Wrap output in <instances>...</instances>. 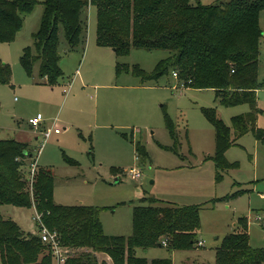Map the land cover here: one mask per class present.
I'll use <instances>...</instances> for the list:
<instances>
[{"label":"rangeland","instance_id":"1","mask_svg":"<svg viewBox=\"0 0 264 264\" xmlns=\"http://www.w3.org/2000/svg\"><path fill=\"white\" fill-rule=\"evenodd\" d=\"M197 1L210 5L218 0H192ZM43 10L40 0L24 14L16 38L0 42V58L13 71L10 83L0 82V137L31 138V129L40 135L34 153L37 156L41 147L38 165L54 170L55 201L101 207L105 233L124 236L133 232L134 206L148 203L151 197L180 205L207 203L200 212L203 245L177 250L161 245L138 248L136 254L148 259L215 264L216 247L226 234L237 230L240 217H247L251 245L264 247V141L252 131L240 137L226 151L227 159L238 165L221 171L219 177L209 157L215 153V129L203 113V108L215 107L230 125L232 116L248 111L249 105L224 106L213 89L181 86L172 72L141 85V78L131 71L133 66L152 73L170 51L133 47L129 54L118 56L113 48L99 45L93 4L87 11L84 50L66 52L61 29L64 76L54 85L44 83L38 64L30 75L21 62L24 48L33 44ZM260 22L264 32V8ZM118 62L129 64L131 70L117 74ZM259 80L264 82V35ZM257 96V125L264 128V87ZM39 112L44 116L42 128L57 125L61 132L44 140L28 122ZM165 113L176 125L178 145L174 146ZM137 142L145 146L146 160L138 158ZM133 167L141 169L139 179L131 177ZM0 212L25 231L38 232L34 208L0 204ZM97 255L100 262L113 264L108 254Z\"/></svg>","mask_w":264,"mask_h":264},{"label":"trees","instance_id":"2","mask_svg":"<svg viewBox=\"0 0 264 264\" xmlns=\"http://www.w3.org/2000/svg\"><path fill=\"white\" fill-rule=\"evenodd\" d=\"M40 0H0V42L12 41L23 26L24 14ZM40 26L33 34V44L24 48L21 62L33 75L35 65L42 82L56 84L63 76L60 65L61 39L64 32L66 52L84 50L87 11L91 4L97 12V43L113 48L118 56L133 47L147 50L166 49L170 55L158 63L152 73L139 66L118 62L117 74L133 72L146 81H158L170 72L177 73L179 85L211 88L224 106L247 103L250 109L232 116L227 124L215 107L203 113L215 129V153L211 156L219 177L238 165L226 157L237 140L252 131L264 141V128L257 125L261 43L264 35L260 11L264 0H218L204 5L192 0H42ZM11 65L0 58V82L10 83ZM165 123L179 143L176 125L165 113ZM138 158L148 152L136 143ZM41 148V147H40ZM36 147L27 141L0 137V204L34 208L41 221L56 232L68 249L64 264H109L100 262L98 252L108 254L113 264H173L169 257L148 259L137 249L166 246L170 250L194 249L201 244V209L207 203L177 204L155 197L134 206L133 232L128 236L105 233L101 207L59 204L54 198L55 173L30 164ZM67 161L73 163L71 158ZM36 215V214H35ZM37 229L40 226L35 220ZM164 241H167L164 244ZM0 264H54L51 247L39 233L22 226L0 212ZM184 264H211L187 262ZM215 264H264V247L250 242L247 217L239 218L237 230L226 234L216 247Z\"/></svg>","mask_w":264,"mask_h":264},{"label":"built area","instance_id":"3","mask_svg":"<svg viewBox=\"0 0 264 264\" xmlns=\"http://www.w3.org/2000/svg\"><path fill=\"white\" fill-rule=\"evenodd\" d=\"M174 76L177 78V73H173ZM44 116L42 113H37V115L29 118V124L33 126L36 129H39L41 135L43 136L44 140H46L49 136L52 135L53 131L56 133L60 132L61 129L56 125L54 128L49 127V128H42V122H43ZM41 148L38 149V154L40 153ZM37 156L34 155L33 160L30 163V168H31V174L33 175L36 171L37 168ZM129 173L133 179H139L142 176V171L140 168L133 167L129 170ZM35 220H38L40 223V226L38 228V233L41 236L42 240L47 243L53 252V257H54V264H64L66 262V259L68 257V249L62 246L60 239L58 238L56 232L51 231L42 221H41V216L36 213L34 216ZM167 241H164V244H166ZM201 244L203 242L201 241Z\"/></svg>","mask_w":264,"mask_h":264},{"label":"crops","instance_id":"4","mask_svg":"<svg viewBox=\"0 0 264 264\" xmlns=\"http://www.w3.org/2000/svg\"><path fill=\"white\" fill-rule=\"evenodd\" d=\"M174 76V75H173ZM31 132L32 133H30V135H31V138H29V137H27V139H19V140H22V141H27V142H29L30 144H31V146H33V147H36V143H37V141L40 139V135L38 134V135H34L33 134V130L31 129ZM61 132V131H60ZM60 132H58V133H56L55 131H53V133H56V134H59ZM52 133V134H53ZM37 140V141H36Z\"/></svg>","mask_w":264,"mask_h":264},{"label":"water","instance_id":"5","mask_svg":"<svg viewBox=\"0 0 264 264\" xmlns=\"http://www.w3.org/2000/svg\"><path fill=\"white\" fill-rule=\"evenodd\" d=\"M116 181H119L118 179H116Z\"/></svg>","mask_w":264,"mask_h":264}]
</instances>
